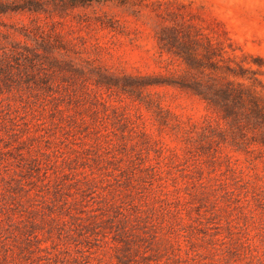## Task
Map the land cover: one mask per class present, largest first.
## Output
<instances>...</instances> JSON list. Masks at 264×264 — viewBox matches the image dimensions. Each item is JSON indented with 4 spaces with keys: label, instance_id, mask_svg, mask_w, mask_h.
I'll return each instance as SVG.
<instances>
[{
    "label": "rangeland",
    "instance_id": "374dc122",
    "mask_svg": "<svg viewBox=\"0 0 264 264\" xmlns=\"http://www.w3.org/2000/svg\"><path fill=\"white\" fill-rule=\"evenodd\" d=\"M0 264H264V0H0Z\"/></svg>",
    "mask_w": 264,
    "mask_h": 264
}]
</instances>
